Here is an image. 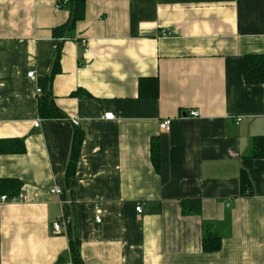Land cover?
I'll return each instance as SVG.
<instances>
[{
    "label": "crops",
    "instance_id": "crops-1",
    "mask_svg": "<svg viewBox=\"0 0 264 264\" xmlns=\"http://www.w3.org/2000/svg\"><path fill=\"white\" fill-rule=\"evenodd\" d=\"M69 14L58 0H0V139L26 143L0 153V179H20L26 197L0 203V264H73L72 241L84 264H264V159L249 155L264 83L243 74L246 54H264V0H86L85 18L55 36ZM153 76L159 96L141 97ZM47 95L64 117H39ZM73 118L84 140L67 179ZM188 200L200 215L182 212ZM205 222L218 251L203 248Z\"/></svg>",
    "mask_w": 264,
    "mask_h": 264
},
{
    "label": "trees",
    "instance_id": "trees-1",
    "mask_svg": "<svg viewBox=\"0 0 264 264\" xmlns=\"http://www.w3.org/2000/svg\"><path fill=\"white\" fill-rule=\"evenodd\" d=\"M61 8L67 7L70 11L68 21L55 28L54 34L57 37L65 38L66 34L72 32L77 23L85 18L86 0H58ZM60 67L59 57H57L52 71V77ZM243 74L245 82L248 84L264 83V54L249 53L243 58ZM139 95L143 98H157L160 94V82L157 76L141 77L139 80ZM38 114L40 118L64 117V112L56 105L55 101L47 96L39 98ZM75 126V125H74ZM84 140L83 130L75 126L74 140L72 144L71 158L67 167L66 178L69 179L76 173L78 160L80 158L82 144ZM26 143L22 138L0 139V153L14 154L24 153ZM250 157L264 159V135L255 136L251 143ZM152 162L157 170L160 169V148L159 141L152 142ZM240 192L242 195H252V181L248 172L243 169L240 173ZM23 182L18 178L4 177L0 179V193L6 194L10 199L21 193ZM202 211L199 200H188L182 203V212L189 215H200ZM213 222H205L203 225V248L206 251H218L222 246V237L214 231ZM71 254L73 264H84L79 247L75 242H71Z\"/></svg>",
    "mask_w": 264,
    "mask_h": 264
},
{
    "label": "built area",
    "instance_id": "built-area-1",
    "mask_svg": "<svg viewBox=\"0 0 264 264\" xmlns=\"http://www.w3.org/2000/svg\"><path fill=\"white\" fill-rule=\"evenodd\" d=\"M68 0H64V2L66 3ZM58 6L60 7V4L58 3ZM169 33L168 32H165L163 31V35H168ZM84 43V41H83ZM34 72L35 71H30L28 73V76L29 77H33L34 75ZM38 92H41V89H38ZM191 117H198L200 114L197 110H191L189 113H188ZM105 118L107 119H114L116 118L115 117V114L110 112V113H105L104 115ZM241 118L239 117L237 119V122L240 121ZM72 124L75 125V126H79L80 125V119L79 118H73L72 119ZM171 124H172V119L171 118H166L164 119L160 126L162 129L166 130V131H169L171 129ZM40 125V119L38 118L37 121L35 122L34 126L35 127H38ZM51 191L53 193H61L62 192V189L57 187V186H53L51 187ZM25 195L21 192L18 196H15L13 199H10L6 194H1L0 193V203H5L7 201H22V200H25ZM136 210L138 213H142L144 211V205L142 203L138 204L136 206ZM97 218V221H100L101 218L99 216L96 217ZM52 228H53V231L56 232V233H60L62 231V225L59 221L57 220H54L52 222Z\"/></svg>",
    "mask_w": 264,
    "mask_h": 264
}]
</instances>
